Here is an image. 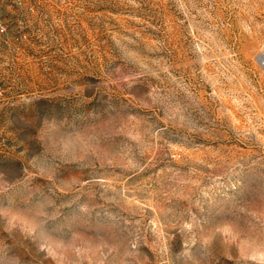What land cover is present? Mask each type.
I'll use <instances>...</instances> for the list:
<instances>
[{"label": "rangeland", "instance_id": "rangeland-1", "mask_svg": "<svg viewBox=\"0 0 264 264\" xmlns=\"http://www.w3.org/2000/svg\"><path fill=\"white\" fill-rule=\"evenodd\" d=\"M264 0H0V264H264Z\"/></svg>", "mask_w": 264, "mask_h": 264}, {"label": "bare ground", "instance_id": "bare-ground-1", "mask_svg": "<svg viewBox=\"0 0 264 264\" xmlns=\"http://www.w3.org/2000/svg\"><path fill=\"white\" fill-rule=\"evenodd\" d=\"M261 59H262V61L264 62V56H262V58H261Z\"/></svg>", "mask_w": 264, "mask_h": 264}]
</instances>
